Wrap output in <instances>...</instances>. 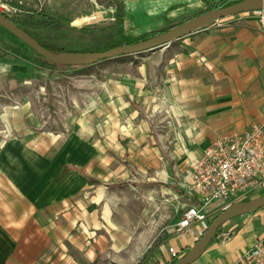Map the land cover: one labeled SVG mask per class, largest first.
Returning a JSON list of instances; mask_svg holds the SVG:
<instances>
[{
    "label": "rangeland",
    "instance_id": "1",
    "mask_svg": "<svg viewBox=\"0 0 264 264\" xmlns=\"http://www.w3.org/2000/svg\"><path fill=\"white\" fill-rule=\"evenodd\" d=\"M209 1L219 0H0L31 33L74 52L103 51L121 6L125 33L139 36ZM243 14L262 23L264 9ZM145 57L53 64L0 25V264L29 227L36 247L25 249L28 264H166L191 200L151 159L131 180L116 177L118 160L129 167L128 155L116 154V82L127 83ZM155 121L152 130L167 131ZM87 213L98 230L84 228Z\"/></svg>",
    "mask_w": 264,
    "mask_h": 264
},
{
    "label": "crops",
    "instance_id": "2",
    "mask_svg": "<svg viewBox=\"0 0 264 264\" xmlns=\"http://www.w3.org/2000/svg\"><path fill=\"white\" fill-rule=\"evenodd\" d=\"M246 14L230 17L233 21L224 25L217 21L182 37L178 44L172 41L167 47L143 51L145 61L130 69L128 82H116V154L119 159L128 155L129 160V167L118 160L116 177L131 180L132 169L142 170V162L151 159L158 176L189 198L192 163L214 140L264 125V28ZM156 110H161L159 118ZM155 120L166 122L158 126L166 125L167 131L152 130ZM225 208L222 201L212 202L207 209L210 221ZM85 218L87 231L99 229L94 216L87 213ZM108 229L116 234L115 223ZM32 232L30 227L22 232L1 264L30 262L25 249L36 247ZM24 237L27 245L21 242ZM262 239L264 206L225 221L191 264H232ZM170 243L183 254L194 244L189 234L173 233ZM166 258L171 264L170 256Z\"/></svg>",
    "mask_w": 264,
    "mask_h": 264
},
{
    "label": "built area",
    "instance_id": "3",
    "mask_svg": "<svg viewBox=\"0 0 264 264\" xmlns=\"http://www.w3.org/2000/svg\"><path fill=\"white\" fill-rule=\"evenodd\" d=\"M7 10V5L0 2V12ZM262 25L264 28V18ZM192 167L188 193L193 201L175 223L173 234H189L195 243L210 225L207 209L212 202L222 201L224 207H228L264 189V125L254 124L241 132L221 135ZM169 253L171 260L183 255L174 246L169 247ZM232 264H264V239L240 253Z\"/></svg>",
    "mask_w": 264,
    "mask_h": 264
},
{
    "label": "water",
    "instance_id": "4",
    "mask_svg": "<svg viewBox=\"0 0 264 264\" xmlns=\"http://www.w3.org/2000/svg\"><path fill=\"white\" fill-rule=\"evenodd\" d=\"M256 8L264 9V0H239L220 8L210 9L148 39L132 44L119 45L103 51L89 52H56L48 49L34 36L20 28L2 13H0V25L29 45L39 55L51 62L64 65H81L91 64L120 55L164 48L169 46L172 41L208 27L221 19L248 12ZM262 206H264V193L249 199L231 203L210 222L209 227L203 235L173 264H191L201 255L210 243L213 235L225 221L232 217L256 210Z\"/></svg>",
    "mask_w": 264,
    "mask_h": 264
},
{
    "label": "trees",
    "instance_id": "5",
    "mask_svg": "<svg viewBox=\"0 0 264 264\" xmlns=\"http://www.w3.org/2000/svg\"><path fill=\"white\" fill-rule=\"evenodd\" d=\"M236 1H239V0H219V1H214V2H210L209 1V2H207V6L204 9L200 10L199 12H197V13H195L193 15L184 17L178 23L173 24V25H171L169 27H165V28L159 29V30L148 31V32H146V33H144L142 35H139V36H132V35H129V34L125 33V27H124L125 12H124L123 7L121 6L119 8V10L116 12L115 22L113 24L112 32H111V40H110V42L108 44H106L104 46L103 49L107 50V49H110V48H113V47H116V46H119V45L132 44V43H135V42H139V41L148 39V38H150L152 36H155V35H157V34H159L161 32H164V31L168 30L169 28H171V27H173V26H175L177 24L183 23V22H185V21H187V20H189V19H191V18H193V17H195V16H197V15L203 13V12H206V11H208L210 9H214V8H220V7L232 4V3L236 2ZM2 14L7 16L8 18H10L20 28H22L23 30L27 31L32 36H34L44 47H46L48 49H51L53 51H56V52H64V51H66L63 48L57 47V46H55V45L43 40L42 38L36 36L35 34L31 33L28 30V28L25 26V24L21 20H19L17 17L10 16L7 13H2ZM48 19H49L50 23H55V19H53L52 17H49ZM52 63L53 64H58V63H54V62H52ZM81 65H86V64H81ZM215 216L213 218H215ZM175 261L176 260H172L171 264H173Z\"/></svg>",
    "mask_w": 264,
    "mask_h": 264
}]
</instances>
